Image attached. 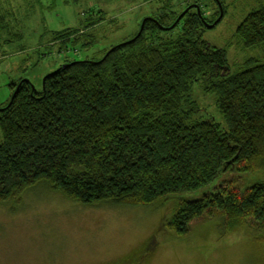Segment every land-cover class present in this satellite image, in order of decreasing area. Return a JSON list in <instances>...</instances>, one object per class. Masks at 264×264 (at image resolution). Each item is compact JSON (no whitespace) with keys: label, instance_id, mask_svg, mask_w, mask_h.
I'll use <instances>...</instances> for the list:
<instances>
[{"label":"trees","instance_id":"trees-1","mask_svg":"<svg viewBox=\"0 0 264 264\" xmlns=\"http://www.w3.org/2000/svg\"><path fill=\"white\" fill-rule=\"evenodd\" d=\"M195 3L181 2L191 8L176 23L172 9L146 16L141 30L98 59L64 58L39 89L31 80L9 83L11 94L20 84L0 105V204L19 202L40 183L81 204L152 205L198 192L175 201L162 219L167 229L185 234L201 216L221 215L224 232L264 234V177L244 187L237 176L264 165V64L230 73L224 50L200 36L218 13L207 20ZM91 26L54 31L49 43L59 51L91 46ZM236 35L244 47L264 45V3ZM206 76L218 77L209 89L224 132L212 119L186 121L191 84ZM226 171L234 178L218 182ZM150 243L133 260L147 256Z\"/></svg>","mask_w":264,"mask_h":264},{"label":"rangeland","instance_id":"rangeland-1","mask_svg":"<svg viewBox=\"0 0 264 264\" xmlns=\"http://www.w3.org/2000/svg\"><path fill=\"white\" fill-rule=\"evenodd\" d=\"M183 1L0 0V22L9 27L8 33L1 30L5 44L0 49V105L11 95L10 82L31 80L39 89L44 75L64 58L98 59L105 49L138 31L146 16L172 9L180 12L178 18L189 7L188 12L191 5L184 8ZM189 1L200 4H193L194 8L198 14L202 10L207 20L221 14L212 27L211 23L200 26V36L212 48L224 50L230 73L264 64V45L244 47L236 35L245 15L264 0ZM98 15L101 21L93 22ZM90 23L85 31L95 38L91 46L79 41L59 51L58 44L50 45L54 31L84 29ZM14 31L23 36L21 40L15 41ZM217 80L206 76L191 84L188 99L194 108L186 121L212 119L224 132L227 123L217 108L216 94L209 89ZM237 176L244 187L251 185L264 177V165L249 173L237 172ZM233 178L226 171L218 182ZM198 194L160 198L152 205L81 204L45 183L37 184L19 202L0 204V264H112L120 259L125 264H264V234H252L246 228L224 232L221 215L201 216L185 234L165 227L162 219L170 215L175 201ZM147 241L151 242L148 255L133 260L143 253Z\"/></svg>","mask_w":264,"mask_h":264},{"label":"water","instance_id":"water-1","mask_svg":"<svg viewBox=\"0 0 264 264\" xmlns=\"http://www.w3.org/2000/svg\"><path fill=\"white\" fill-rule=\"evenodd\" d=\"M188 8H189V7H187V8L184 10V12H186V11L188 10ZM184 12L181 13V15L177 18V20H178L183 14H184ZM220 18H221V14L217 17V19H216L213 23L209 24V27H212L213 25H215V24L220 20ZM144 19H145V18H144ZM144 19L142 20V23H141V25H140V29H139V30H141V28H142V25H143ZM42 81H44V77H43ZM19 84H20V83H18L17 87L15 88V90L13 91V93L11 94L10 101H9L8 104H10L11 100L13 99V96H14L15 92L17 91V88H18ZM32 86H33V85H32Z\"/></svg>","mask_w":264,"mask_h":264}]
</instances>
